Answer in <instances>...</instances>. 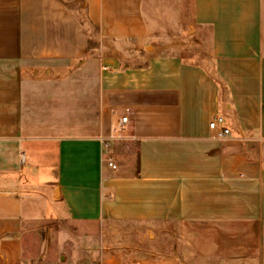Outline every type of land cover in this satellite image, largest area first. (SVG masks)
<instances>
[{"label": "crops", "instance_id": "obj_1", "mask_svg": "<svg viewBox=\"0 0 264 264\" xmlns=\"http://www.w3.org/2000/svg\"><path fill=\"white\" fill-rule=\"evenodd\" d=\"M76 1L92 55L73 5L0 0V264H94L27 255L63 220L181 222L185 261L264 264V0Z\"/></svg>", "mask_w": 264, "mask_h": 264}, {"label": "rangeland", "instance_id": "obj_2", "mask_svg": "<svg viewBox=\"0 0 264 264\" xmlns=\"http://www.w3.org/2000/svg\"><path fill=\"white\" fill-rule=\"evenodd\" d=\"M64 1L70 7L74 6L72 9L80 18H85L82 3ZM90 34L93 40L98 37L95 29L91 28ZM93 47H99V42L93 43ZM57 74L65 75L63 72ZM46 75L43 72L41 76ZM185 227L188 225L181 222L87 224L63 220L41 223L33 225L25 238L32 248L27 255L36 259L48 257L59 262L94 264H200L198 251L194 252L192 261L184 260L182 237ZM251 263L260 264L257 255Z\"/></svg>", "mask_w": 264, "mask_h": 264}, {"label": "built area", "instance_id": "obj_3", "mask_svg": "<svg viewBox=\"0 0 264 264\" xmlns=\"http://www.w3.org/2000/svg\"><path fill=\"white\" fill-rule=\"evenodd\" d=\"M128 118L127 117H123L122 120H121V125H124L126 124ZM220 127V129H219ZM210 128L212 130H218V137L221 138V139H224L228 136H230L231 134V131L230 129L226 128L225 127V118L220 116V117H217L213 122L210 123ZM105 149H108L109 148V144L108 143H104L103 144ZM106 162L108 164L109 167L113 168V169H116L117 168V165L115 164V162L113 161V159L111 157H107L106 159Z\"/></svg>", "mask_w": 264, "mask_h": 264}, {"label": "trees", "instance_id": "obj_4", "mask_svg": "<svg viewBox=\"0 0 264 264\" xmlns=\"http://www.w3.org/2000/svg\"><path fill=\"white\" fill-rule=\"evenodd\" d=\"M64 2V0H62ZM79 20L81 22V24L87 29L88 33H89V52L91 53L93 50L97 49L98 47H93V43H95V45L98 43V37L95 38V40H93V37L90 34V29H95L98 32V29L96 27H94L91 22L89 21V19L85 16V18H80ZM92 55V53H91Z\"/></svg>", "mask_w": 264, "mask_h": 264}]
</instances>
